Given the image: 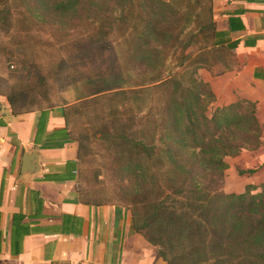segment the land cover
I'll return each mask as SVG.
<instances>
[{
    "label": "trees",
    "instance_id": "obj_1",
    "mask_svg": "<svg viewBox=\"0 0 264 264\" xmlns=\"http://www.w3.org/2000/svg\"><path fill=\"white\" fill-rule=\"evenodd\" d=\"M53 5L54 21L35 17L65 31L79 27L78 13L85 12L88 29L76 41L79 56L111 57L89 61L113 69L105 88L89 100L102 106L96 113L102 119L98 133L112 148L133 198V229L158 248L166 264H264V183L247 185L241 193L222 188L226 158L262 145L255 105L239 100L213 108L214 95L197 76L215 55L212 0H195L187 17L168 0H54ZM180 48L182 54L173 59ZM7 99L14 113L32 111L15 110ZM70 106L37 109V133L50 109L65 122L46 134L45 148L78 142Z\"/></svg>",
    "mask_w": 264,
    "mask_h": 264
},
{
    "label": "crops",
    "instance_id": "obj_2",
    "mask_svg": "<svg viewBox=\"0 0 264 264\" xmlns=\"http://www.w3.org/2000/svg\"><path fill=\"white\" fill-rule=\"evenodd\" d=\"M212 19L215 55L197 76L213 108L252 102L262 131L259 148L226 158L224 189L241 193L264 183V0H212ZM40 113H14L0 93V264H166L133 229L130 209L79 200L78 142L45 148L65 122L50 109L37 133Z\"/></svg>",
    "mask_w": 264,
    "mask_h": 264
},
{
    "label": "rangeland",
    "instance_id": "obj_3",
    "mask_svg": "<svg viewBox=\"0 0 264 264\" xmlns=\"http://www.w3.org/2000/svg\"><path fill=\"white\" fill-rule=\"evenodd\" d=\"M168 1L184 17L195 6V0ZM53 3L54 0L48 4L42 0H0V93L13 99L15 110L72 105L75 109L69 113L70 126L80 143L76 180L79 200L109 202L131 210L133 198L127 182L113 162L112 148L98 133L102 119L96 113L102 106L96 107L89 100L105 88V78L113 70L112 66H93L89 61H110L111 57L108 60L105 55L100 60L99 55L79 56L76 41L88 29L85 12L78 13L79 27L65 31L35 17L42 15L53 20L57 15ZM187 37L185 33L182 39L185 41ZM181 51V48L176 50L172 58L177 59ZM222 188L226 193H233L224 189V182Z\"/></svg>",
    "mask_w": 264,
    "mask_h": 264
}]
</instances>
